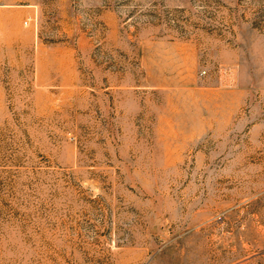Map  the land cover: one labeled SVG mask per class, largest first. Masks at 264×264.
Instances as JSON below:
<instances>
[{
	"label": "rangeland",
	"instance_id": "374dc122",
	"mask_svg": "<svg viewBox=\"0 0 264 264\" xmlns=\"http://www.w3.org/2000/svg\"><path fill=\"white\" fill-rule=\"evenodd\" d=\"M0 264H264V0H0Z\"/></svg>",
	"mask_w": 264,
	"mask_h": 264
}]
</instances>
